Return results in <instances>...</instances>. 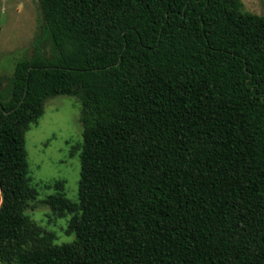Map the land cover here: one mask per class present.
<instances>
[{
  "label": "trees",
  "instance_id": "16d2710c",
  "mask_svg": "<svg viewBox=\"0 0 264 264\" xmlns=\"http://www.w3.org/2000/svg\"><path fill=\"white\" fill-rule=\"evenodd\" d=\"M42 33L0 88V264H264V16L240 0H37ZM45 39L50 52L42 49ZM80 103L67 244L25 211V133Z\"/></svg>",
  "mask_w": 264,
  "mask_h": 264
},
{
  "label": "rangeland",
  "instance_id": "374dc122",
  "mask_svg": "<svg viewBox=\"0 0 264 264\" xmlns=\"http://www.w3.org/2000/svg\"><path fill=\"white\" fill-rule=\"evenodd\" d=\"M245 12L264 16V0H240ZM43 20L37 0H0V88L15 65L30 59L33 41L42 33ZM42 49L50 52L45 39ZM80 103L74 97L58 96L45 102L43 115L25 133V148L31 186L37 192L25 214L43 231L52 233L57 245L72 242L65 232L70 215L59 217L43 201L55 194L48 184L64 181V194L77 201L82 127Z\"/></svg>",
  "mask_w": 264,
  "mask_h": 264
}]
</instances>
